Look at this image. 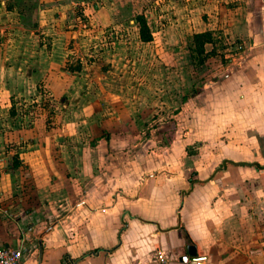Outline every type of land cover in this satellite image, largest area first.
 <instances>
[{
  "label": "crops",
  "instance_id": "crops-1",
  "mask_svg": "<svg viewBox=\"0 0 264 264\" xmlns=\"http://www.w3.org/2000/svg\"><path fill=\"white\" fill-rule=\"evenodd\" d=\"M9 1L0 0V36L14 28L45 35L52 57L0 65L6 89L0 96L30 97L42 82L53 100L101 105L104 93L82 92L83 79L66 75L65 47L58 46L77 38L72 23L78 2L95 1L88 25L104 28L127 18L130 0H38L28 19L7 9ZM157 8V22L169 21L174 36L218 27L243 41L216 81L202 85L207 114L217 104L213 115L237 116L255 92L264 100V0H157ZM164 35L157 53L173 49V34ZM25 50L33 47L21 45L16 52ZM101 78L89 84L104 88L107 79ZM111 95L114 106L90 104L76 113L63 105L55 113L64 122L57 131L41 135L33 127L27 132L33 141L0 144V248L19 249L22 264H264V166L258 158L246 160L237 151L224 158L219 149L217 157L199 159L185 156L178 140L140 139L117 105L123 97ZM111 95L104 94L113 101ZM253 110L264 117L263 104ZM205 128L216 133L214 126L203 123Z\"/></svg>",
  "mask_w": 264,
  "mask_h": 264
},
{
  "label": "rangeland",
  "instance_id": "rangeland-1",
  "mask_svg": "<svg viewBox=\"0 0 264 264\" xmlns=\"http://www.w3.org/2000/svg\"><path fill=\"white\" fill-rule=\"evenodd\" d=\"M32 1L11 0L13 3L16 2V6L9 1L6 7L16 8L20 17L28 19L35 8L39 7L38 0H34L36 4ZM130 2L125 10L127 18L104 28L88 25L93 13L92 9H96L95 1L91 5L78 2L73 7L76 25L72 23V26L76 29L77 38L71 42H67V39L63 40L62 45L58 46L65 47L61 60H65L67 64L66 75L83 79L86 85L82 86V92L84 89L85 91L95 89L105 95L108 93L119 96L120 99L123 97L117 105L123 106L126 115L130 118L129 123L134 124L136 131H139L135 133L131 130V132L140 135V139H157V142L162 143L178 140L184 146L185 156H197L199 159L205 156L217 157L219 149L224 154V158L230 159L232 158L230 153L237 151L241 152L246 160L258 158L259 165L264 166V129L261 130L264 128V117L261 118L263 112H260V116H256L253 110L259 103L264 105V100H260L263 94L260 92L250 94L243 110L237 111L238 115L232 118L224 116L220 119L213 115L218 110L217 104L214 112L210 111V114H207L203 104V83L209 80L216 81L218 74L223 72L233 58H237V52L241 50L243 41L237 40L231 32L218 27H214L211 31L195 33L194 31L199 30L196 28L194 31H184L178 37L174 36L176 32L169 26V21L157 22V0H130ZM145 14L147 16L151 14L153 17L147 19L144 17ZM138 16L145 20L150 41L140 40L139 24L136 21L129 23L130 19L136 20ZM77 23L80 25L79 28ZM68 26L66 23L65 27ZM167 32L171 36L173 34V37L168 36L169 46L172 44L173 49L157 53L159 40L167 41L164 35ZM207 32L210 34V43H204L202 49V40L196 41L194 36ZM2 33L5 36H0L1 66L4 63L6 67L11 63L17 66L20 62L26 64L52 57L50 52L52 42L45 35L38 33L39 37L35 38L24 28L20 30L14 28L10 33L6 31ZM21 45L32 46L33 52L26 50L16 52ZM97 77H103L102 81L107 79L104 81L106 82L104 88L89 84ZM6 78L9 82V75ZM0 80L2 84L4 77L1 78V75ZM1 84L0 93L6 90ZM33 92V95L25 98L0 96L1 147L8 148L12 145L14 148L33 141L34 136L27 133L33 131L31 130L33 127L41 135L43 132L57 131V127L64 122L56 117L58 112L56 110L63 105L77 113L90 104H93L94 108L95 105L101 106L102 109L106 106H114L112 102L116 101L112 95L113 101L104 94L101 96L102 101L99 102L101 105L96 104V101L90 103L88 100H53L49 96L48 86L42 82L34 85ZM106 118L101 116L100 120L105 121ZM203 123L214 126L216 133L212 134L211 128L208 130L205 128L203 132L201 130ZM237 157L238 155L235 158ZM262 170L264 171V167Z\"/></svg>",
  "mask_w": 264,
  "mask_h": 264
},
{
  "label": "built area",
  "instance_id": "built-area-1",
  "mask_svg": "<svg viewBox=\"0 0 264 264\" xmlns=\"http://www.w3.org/2000/svg\"><path fill=\"white\" fill-rule=\"evenodd\" d=\"M22 255L19 249L12 247L0 248V264H22ZM157 258L162 262L164 260L162 252L157 253ZM195 264H200L199 262Z\"/></svg>",
  "mask_w": 264,
  "mask_h": 264
},
{
  "label": "trees",
  "instance_id": "trees-1",
  "mask_svg": "<svg viewBox=\"0 0 264 264\" xmlns=\"http://www.w3.org/2000/svg\"><path fill=\"white\" fill-rule=\"evenodd\" d=\"M135 21H136V23L139 24V38H140V40L142 42L150 41L151 37L149 36L148 28L144 22L145 20L141 16H138ZM209 35L210 34H208V32L203 33V34H198V35L194 36V40H196V41L202 40L201 41V45H202L201 48L203 49L204 43H210Z\"/></svg>",
  "mask_w": 264,
  "mask_h": 264
},
{
  "label": "water",
  "instance_id": "water-1",
  "mask_svg": "<svg viewBox=\"0 0 264 264\" xmlns=\"http://www.w3.org/2000/svg\"><path fill=\"white\" fill-rule=\"evenodd\" d=\"M188 255L189 256H194V248L191 247V246H189V248H188ZM186 259H187V256H183V258H181V261L185 262Z\"/></svg>",
  "mask_w": 264,
  "mask_h": 264
}]
</instances>
